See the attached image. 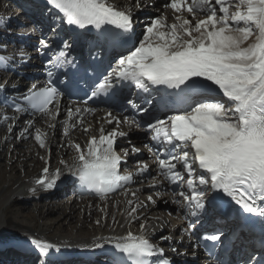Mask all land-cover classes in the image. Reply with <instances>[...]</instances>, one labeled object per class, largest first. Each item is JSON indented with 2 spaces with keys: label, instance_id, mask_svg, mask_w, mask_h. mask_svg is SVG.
Listing matches in <instances>:
<instances>
[{
  "label": "bare ground",
  "instance_id": "bare-ground-1",
  "mask_svg": "<svg viewBox=\"0 0 264 264\" xmlns=\"http://www.w3.org/2000/svg\"><path fill=\"white\" fill-rule=\"evenodd\" d=\"M16 1L29 8L34 5L32 0ZM92 1L117 17L123 13L122 17H130L131 23L139 12L144 13L143 17H147L148 21L143 27H135L138 30L136 33L146 36L154 33L149 35L151 39L146 37L137 48L121 57L115 64L116 70L147 61L159 62L157 60L164 55L190 53L194 54L200 63L198 70L202 77L212 79L217 87L231 92V97L221 100L222 103L199 105L186 113L193 118L194 133L204 139L206 154L218 151L230 142L237 145L246 137L243 122L248 116L243 113L244 109L250 103L254 106L264 104V0H176L168 12L174 22L177 21L184 28V33L180 32L176 24H173V29L176 28L179 34L176 31L174 33L173 29L164 28L161 32L153 30L156 22L146 12L159 8L155 0ZM10 5V1L0 0V23L14 26V19L7 13ZM22 15L24 16V13ZM56 19L57 21L52 23L55 19L50 15L41 22V26L45 28L53 27L51 34H41L46 41L42 43L44 49L52 46L54 32L62 27L61 19ZM7 31L12 34L13 31L16 32L12 28L4 30L0 26V38H3ZM17 32L27 30L20 27ZM13 51L14 49L5 51V48H0V53H9L16 57L17 54ZM45 51L38 49L31 52V61L43 66L40 58ZM132 52L136 53V57L130 59ZM33 70L35 68L31 67L30 71ZM25 84L27 82L20 78L10 80L7 85L14 91L22 92L26 89L23 88ZM146 89L145 95L150 92L147 87ZM143 102V99L134 97L123 109H112L110 114L102 110L93 116L70 119L72 124L67 130L63 127V131L70 133L72 146L66 147L65 140L63 148L51 151L49 162L45 159V148L48 143L51 144L54 136L51 140L49 135L35 136V152L25 154L19 149V142L8 128L3 133L0 132V149L13 147L9 157L5 155L7 152L3 155L0 153V161L7 162V166H3L4 174L0 175V255L5 262L11 259L10 255L6 254L20 251L18 247L32 253H23L26 255V263L33 264V254L40 252L38 255H43V264H56L61 259L63 264H70L74 260H79L78 264H84L87 263L86 256L100 251L103 247H114L126 240L137 241L143 238L168 249V255L173 256L174 260L183 251V256L186 257L191 250L190 244L185 237L175 236L174 227H180L187 220H197L190 214L193 213V208L201 206L204 200L192 192L206 188V184L201 180L202 173L186 175L173 193L160 188L136 189L134 186L127 187L118 195L99 199H89L73 191L69 198H65L64 203H41L52 198L53 190L59 184L70 183V175L76 168L96 163L93 160L96 153L111 152L108 145L100 142L99 137L109 138L114 129H118L119 133L127 132L129 138L121 143L124 151L129 152L133 145L141 148L140 139L147 140L154 131H161L162 121L147 122L146 113L151 108L143 105ZM113 115L119 117V123L112 121ZM35 119L33 116L10 112L0 107V130H3L2 125L8 124L9 129L19 127L18 133L22 132L20 135L23 136L25 130L31 128L28 125L31 120L40 123L41 120ZM205 119L217 123L216 133L203 132L201 123ZM48 122L52 125L58 123L54 119ZM40 124L48 134L52 131L51 128L47 129V122L42 121ZM74 125L75 131L71 133V126ZM147 127L152 128L149 133L144 132ZM137 130L142 132L131 134ZM3 158L5 159L2 160ZM153 159L147 158L146 161L151 162ZM169 161L179 166L175 160ZM131 166L132 164L127 165L128 168ZM162 177L152 173L150 180L146 182L162 180ZM139 178L140 176H135L136 181H139ZM146 182L135 184L140 187ZM184 197L187 198L186 201L183 200ZM192 199L195 206L191 202ZM196 213L194 212V215ZM160 228H163L162 234H159ZM165 230L169 232L167 242L163 239ZM73 256L79 259H73ZM92 262L95 261L90 263Z\"/></svg>",
  "mask_w": 264,
  "mask_h": 264
},
{
  "label": "rangeland",
  "instance_id": "rangeland-1",
  "mask_svg": "<svg viewBox=\"0 0 264 264\" xmlns=\"http://www.w3.org/2000/svg\"><path fill=\"white\" fill-rule=\"evenodd\" d=\"M107 1H109V0H107ZM112 1V0H111ZM113 1H116V0H113ZM155 1H157V5H159V7L161 6L160 4L161 3H163L164 4V7L162 8V6L160 7L161 9H159V11H165V4L166 3H168V2H162V1H160V0H155ZM168 1V0H167ZM175 1L176 0H174V1H172L171 3H170V5H169V9L173 6V4L175 3ZM13 3H11V5H10V7L7 9V13H9L10 15H12L13 17H15V19L17 18L16 16H18L19 15V13H16V11L18 10V8H17V6L16 5H12ZM158 9H157V12H150V13H152V18H154L153 16H155V17H157V16H159L160 15V12H158ZM168 10V9H167ZM168 12V11H167ZM146 13H148V12H146ZM139 15V14H138ZM137 15V16H138ZM166 15V14H165ZM142 18L143 16L142 15H140L138 18ZM171 17V16H170ZM23 19V18H22ZM154 20V19H153ZM24 21H26V20H24ZM141 21V20H140ZM155 21V20H154ZM156 22V21H155ZM137 26H140V24H138ZM136 26V27H137ZM180 32H183L184 30V28H182V29H179V28H177ZM179 31H176V33L177 34H179ZM14 32V31H13ZM161 32V31H160ZM184 33V32H183ZM191 35V34H190ZM181 40L183 41L184 40V38H181ZM14 131H15V129H14ZM0 132L1 133H3V131L2 130H0ZM141 132H142V130H141ZM22 133V132H21ZM16 133L14 132V135H15ZM23 135H24V133H23ZM57 135V134H56ZM65 141V140H64ZM63 141V142H64ZM24 142V143H23ZM21 143V144H20ZM25 143L27 144V145H25ZM35 141L32 139V137L30 136V137H28L26 140H23V141H20L19 142V144H17L18 145V147H20L19 149L21 150V152H24L25 154L26 153H30V152H35V150H36V148H35ZM72 146V145H71ZM12 148L13 147H10V148H8V149H6L5 147H2L1 149H0V153L2 152V155L4 154V152H7L5 155H8V157L9 156H11V154H12ZM61 148H63V143L60 141V142H57V145L56 146H53L52 147V150L54 151V150H60ZM2 149L4 150V151H2ZM35 155H37L38 153H34ZM34 155V156H35ZM5 158H6V156H5ZM5 158H3L2 160H4ZM6 163V164H5ZM4 165H6L7 166V162L4 160V161H0V175H2V174H4V172H3V166ZM3 172V173H2ZM5 175H6V173H5ZM69 197V193L68 192H61V193H57L56 195H54V196H52V198L51 199H49V200H45V201H43V202H41V203H43V204H45V203H49V202H54L55 204H60V203H64L63 201L65 200V198H68ZM56 200V201H55ZM58 202V203H57ZM68 228V227H67ZM56 229L57 228H55L54 229V231H56ZM35 261H37V260H35ZM13 263H17V262H13ZM35 264H37L36 262H35Z\"/></svg>",
  "mask_w": 264,
  "mask_h": 264
}]
</instances>
